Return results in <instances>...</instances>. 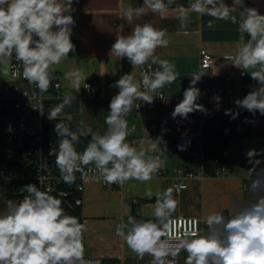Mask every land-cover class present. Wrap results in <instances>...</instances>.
Wrapping results in <instances>:
<instances>
[{
    "label": "clouds",
    "instance_id": "9594fccd",
    "mask_svg": "<svg viewBox=\"0 0 264 264\" xmlns=\"http://www.w3.org/2000/svg\"><path fill=\"white\" fill-rule=\"evenodd\" d=\"M72 4L73 0H0V63H7L15 55L23 65V77L41 92L47 91L51 84V66L75 51L71 40L75 24ZM172 4L173 0H144L142 6L127 9L123 17L131 23L148 11L163 16ZM238 6L243 8L239 20L230 15ZM189 11L230 19L247 34L248 39L242 40L237 55L226 59L242 70L252 69L250 76L257 87L235 103L253 115L258 112L264 116V14L256 8L244 7V0H233L232 6L224 0H193L189 9L182 6L178 9L182 29L189 22ZM166 37V29H157L151 23L136 24L130 34L116 36L110 55L126 57L133 68L147 65L148 71L141 72L143 90L132 72L115 81L113 87L119 91L110 100L105 118L107 131L103 135L93 133L90 127L72 131L63 121L55 125L61 140L58 151L52 149L49 155H55L56 166L66 184L74 183L75 173L83 172L89 165H94L89 171L98 173L96 179L121 186L130 179L148 181L159 170L157 158L125 142L128 135L125 117L134 100L151 104L152 93L176 81L175 66L155 55L158 48L168 46ZM152 65L158 67L152 70ZM192 77L183 99L171 114L173 118L186 119L191 113L206 111L197 103L201 90L196 85L201 76ZM65 79L72 81L77 92L82 83L83 88H91L85 83L87 77L79 71L66 73ZM214 100L219 109L221 97L217 95ZM70 102L71 98H65L51 111L50 118H56ZM89 134L90 142L82 153L78 152L75 145L81 136ZM161 142L162 137L152 139L151 148H161ZM246 155L252 158L257 152L250 150ZM251 187L254 191L262 190L264 178L258 177ZM25 188L28 195L19 203L9 202L7 212L0 214V264H92L84 257L85 225L77 217L67 215L55 196L39 190L35 184ZM172 193V188L156 193L154 219L137 220L129 216L127 222L117 225L116 235L138 257L149 254L153 257L152 264H173L167 257L175 258L178 249L183 248L188 253L185 264H264V198L245 206L231 218L220 212L208 215L206 235L197 238L196 232H187L189 238L175 245L171 242V226L178 202Z\"/></svg>",
    "mask_w": 264,
    "mask_h": 264
},
{
    "label": "crops",
    "instance_id": "0c3cea01",
    "mask_svg": "<svg viewBox=\"0 0 264 264\" xmlns=\"http://www.w3.org/2000/svg\"><path fill=\"white\" fill-rule=\"evenodd\" d=\"M143 2L144 0H73L72 15L75 24L72 26L71 40L75 51L70 52L69 57L59 64L51 66L50 72L56 75L58 86L50 84L44 92L47 96L48 116L65 98H71L70 104L56 118L69 120L72 131L90 127L93 133L103 135L107 131L105 118L109 112L110 100L119 91L113 87L115 81L132 72L135 82L141 83V67L133 68L126 57L110 55L116 36L128 35L136 24L144 23L167 30L168 46L158 48L155 55L175 66L177 79L171 85H165L152 93L154 100L151 104L142 99L134 100L131 112L125 117L128 123L125 142L138 151L143 149L148 155L157 158L161 167L148 181L130 179L122 186H109L99 180H92L88 182L84 192V256L100 257L106 264H152L151 255L138 257L116 235L115 230L118 224L127 222L129 216L154 218L152 213L158 192L173 189L172 195L178 204L172 217L186 215L204 218L220 212L231 218L245 206L264 198V188L254 191L251 187L258 177L264 178V117H260L255 124L236 125L235 137L228 145L234 162L228 173L204 179L191 178L187 180L188 188L182 192H178L174 186V166L180 165L196 171L199 167V163L191 156L173 149V143H176L181 134L203 131V118L223 115L225 108L232 107L236 113L240 112L241 108L235 101L241 99L244 85L251 79L252 69L242 70L226 57L237 55L242 40L246 42L248 39L247 34L240 30L238 23H232L230 19H216L193 11H189V22L182 29L178 9L181 6L189 9L193 0H173L171 8L163 16L148 11L146 15L134 18L131 23L124 19L123 14L127 9L138 8ZM224 2L228 6L233 5V0ZM244 7L256 8L260 14H264V0H244ZM242 10L238 6L230 15L239 20ZM201 49H206L214 58L212 67L206 74L207 81L196 85L201 90L197 103L202 104L206 111H196L186 119L180 116L173 118L171 114L183 99L191 74L200 70ZM13 58L7 63H0V81L8 80ZM76 71L87 77L85 83L92 82L97 86L98 95L87 97L84 95L83 83L77 92L72 81L65 79L66 73ZM216 87L228 88L231 93L217 94L213 92ZM158 92H163L165 97L156 98ZM217 95L221 97L219 109L214 100ZM136 103L141 105V113L135 109ZM144 119L147 120L146 124L143 123ZM5 122L6 118L0 113V164L4 163L9 148ZM157 137H162V149L151 148L152 139ZM250 150H255L257 155L247 157ZM163 166L168 169L166 175L159 174ZM9 202L19 203L20 200L8 196L7 182L0 177V214L7 212ZM135 206L136 213L133 210ZM178 255L183 256L182 263L185 264L187 255Z\"/></svg>",
    "mask_w": 264,
    "mask_h": 264
},
{
    "label": "built area",
    "instance_id": "2783aa9c",
    "mask_svg": "<svg viewBox=\"0 0 264 264\" xmlns=\"http://www.w3.org/2000/svg\"><path fill=\"white\" fill-rule=\"evenodd\" d=\"M213 59L211 53L206 49H201L200 70L191 74L190 78L192 79V76L198 75L201 76L198 83L206 82V74L212 67ZM157 67L158 65H152V70H155ZM143 71H148L147 65L141 68V72ZM149 75H151L150 71ZM86 84L90 85L91 88H84L85 96L95 97L98 95V88L94 83L87 82ZM57 86L58 84H56ZM254 87H257L256 81L252 78L246 81L241 99ZM141 88L143 89L142 83ZM213 92L217 94H230L231 90L224 87H216L213 88ZM164 97L165 94L163 92H158L156 95L158 99ZM134 107L138 113H141V105L139 103H136ZM46 108L47 96L34 83H29L23 77V65L14 57L10 62V76L8 80L0 81V113L6 118L5 131L6 139L9 143L4 163L0 164V177L7 183L12 181L24 183V190L22 191L24 195L18 197L20 201L24 196L28 195L25 186L35 184L39 190L48 192L59 199L65 211L67 207L82 206L88 182L99 180L104 185L109 184L105 183L102 178L96 179L95 177L98 176V173L95 170L89 171V168L94 169V165L85 166L83 172L75 173L76 180L74 183L66 184L63 181L55 163V155H49L52 149L58 151L59 148L60 142L58 143L54 137L60 140L61 137L55 131V128L53 132L54 136L47 128ZM226 111L228 114H226ZM223 115L235 117L237 126L255 124L260 117H264L258 112L253 115L242 108L240 112L236 113L232 107L225 108ZM205 118L207 116L203 118V121ZM143 121L144 124L147 123L146 119ZM173 149L178 153L191 156L199 163L197 171L180 165L173 167L175 173L174 186L178 192H182L188 188L187 180L194 177L204 179L209 176L226 174L234 163L229 148H226L221 158L222 160H226L224 165L214 169L208 165L210 158L214 157L218 161L219 157L213 156V153L209 151L203 131L184 132L177 139ZM77 151L83 152V150ZM167 172V167L163 166L159 174L166 175ZM111 186H119V184H111ZM206 218L186 215L172 217L174 223L171 226V242L179 245L182 240L189 238L185 235L187 232H196L197 238L206 235ZM181 253L188 255L183 248H179L178 254ZM84 257L86 260L91 261L92 264H105L104 260L100 257ZM167 259L173 260V264H183L182 255H177L175 258L169 256Z\"/></svg>",
    "mask_w": 264,
    "mask_h": 264
},
{
    "label": "trees",
    "instance_id": "16d2710c",
    "mask_svg": "<svg viewBox=\"0 0 264 264\" xmlns=\"http://www.w3.org/2000/svg\"><path fill=\"white\" fill-rule=\"evenodd\" d=\"M12 57H15L13 55ZM51 84L56 86V75L52 74ZM63 121L70 129L71 122L64 118H50V116L46 115V126L50 130V133L53 135L55 125ZM235 129H236V118L224 116V115H210L205 118L203 121V134L206 139V143L209 146V151L213 153V156L219 157V160L216 161L214 157L210 158L208 163L213 169L219 166H222L226 163V160H222L223 151L228 148L230 141L235 137ZM72 130V129H71ZM54 136V135H53ZM56 136V135H55ZM58 143L60 139L54 137ZM91 140V135L81 136L79 143L75 145L76 149L82 151L86 148L87 144ZM191 169V168H190ZM194 170V169H193ZM8 196L10 198H18L24 195L22 192L24 190L23 182H8ZM134 213H136V206L133 208ZM65 213L67 215L75 216L78 220L83 224V213L82 206H74L72 208H65ZM137 220H148L142 218L140 216H135ZM154 219V218H152ZM105 263V262H104ZM106 264V263H105ZM111 264H117L116 262H111Z\"/></svg>",
    "mask_w": 264,
    "mask_h": 264
},
{
    "label": "water",
    "instance_id": "95a60500",
    "mask_svg": "<svg viewBox=\"0 0 264 264\" xmlns=\"http://www.w3.org/2000/svg\"><path fill=\"white\" fill-rule=\"evenodd\" d=\"M173 145H174V143H173Z\"/></svg>",
    "mask_w": 264,
    "mask_h": 264
}]
</instances>
